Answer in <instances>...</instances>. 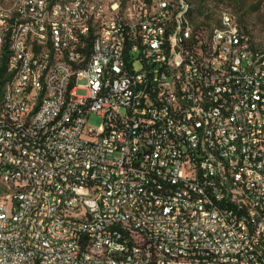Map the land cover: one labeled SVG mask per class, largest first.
Here are the masks:
<instances>
[{"label": "built area", "instance_id": "built-area-1", "mask_svg": "<svg viewBox=\"0 0 264 264\" xmlns=\"http://www.w3.org/2000/svg\"><path fill=\"white\" fill-rule=\"evenodd\" d=\"M0 8V41H8L10 25L18 40L0 125L8 138H29L33 158L5 152L17 163L14 185L25 179L34 187L33 195L11 191L0 202L2 219L18 208L12 231L0 233V264H108L125 253L136 254L135 264H181L160 254L157 242L191 253V264H264V44L255 43L264 34L241 23L232 46H221L198 22L177 36L180 15L161 41L167 3L139 0L84 13L75 4L71 11L28 5L29 23ZM78 14H85L82 31H75ZM176 44L187 45V56L176 53L167 65ZM93 113L101 118L95 128L87 124ZM131 203L142 217L130 214ZM31 220L56 245L39 242ZM62 242L73 252L61 251Z\"/></svg>", "mask_w": 264, "mask_h": 264}, {"label": "bare ground", "instance_id": "bare-ground-1", "mask_svg": "<svg viewBox=\"0 0 264 264\" xmlns=\"http://www.w3.org/2000/svg\"><path fill=\"white\" fill-rule=\"evenodd\" d=\"M15 2L17 6L15 8ZM113 0H0L2 5H7L5 15L17 16L22 23H29L28 5H37L39 3H49V8H58V10L71 11V4H75L77 13H84L88 10H100V6H109ZM167 3V11L164 13V20L160 28L161 41H169L170 31L174 29V24L179 20L181 23L177 26V36H184L186 25L188 30H197L189 19V6L184 0H139V4ZM183 3V7H182ZM182 7V11H181ZM150 15H158L157 7H150ZM224 18H229V22H223ZM3 21L2 9L0 8V27ZM85 21V14H78L75 20V31H82ZM153 26H160V18H152ZM209 28L210 38L216 40L221 46H232V29H239V24L233 16L223 13L218 22L213 26L202 25ZM17 25H10L8 41H0V49L6 47V69H15V57L18 49V40H16ZM264 34V31L255 33ZM248 31L240 29V40H247ZM256 44H264V36H255ZM69 47L84 49L85 41L69 40ZM236 51H244V43L236 44ZM176 53L180 56H187V45L176 44L171 46V52H168L167 65H174ZM8 73V70H7ZM12 82L11 77L1 89V99L9 100L11 98ZM3 121H12V113L4 112ZM1 123V116H0ZM13 149L15 152H23V157L33 158V142L29 138H23V134H13L8 138L6 125H0V202H5V197L12 191V198H20L26 195L34 194V187L26 186L25 179H18V184L14 185L17 163H9L8 152ZM67 163H74V156H67ZM156 193H168V186H156ZM184 195H191V188H184ZM45 213H52V202H45ZM130 214L134 217H142V208L138 203H131ZM18 208H9V212L0 216V233L12 231L13 217H17ZM159 220H166V213H159ZM31 227L34 229L35 238L39 242L49 245H56V238L53 233L47 231L39 220H31ZM157 250L160 254H167V260L179 262L181 264H191V253L174 252V246L165 245L164 242H157ZM61 251L73 252V244L70 242L61 243ZM136 254L125 253L124 259L121 257H108V264H135ZM192 264H202V262H192Z\"/></svg>", "mask_w": 264, "mask_h": 264}, {"label": "rangeland", "instance_id": "rangeland-1", "mask_svg": "<svg viewBox=\"0 0 264 264\" xmlns=\"http://www.w3.org/2000/svg\"><path fill=\"white\" fill-rule=\"evenodd\" d=\"M184 1L189 6L191 21L196 24L213 25L223 13H227L239 25L243 23L246 28H253L255 33L264 31V0H203L200 4L197 0ZM83 83V80L78 81V84ZM76 93L84 94V90L78 88ZM100 123L101 118L94 113L87 118L91 127L95 128Z\"/></svg>", "mask_w": 264, "mask_h": 264}, {"label": "trees", "instance_id": "trees-1", "mask_svg": "<svg viewBox=\"0 0 264 264\" xmlns=\"http://www.w3.org/2000/svg\"><path fill=\"white\" fill-rule=\"evenodd\" d=\"M202 1L203 0H197V2L199 4L202 3ZM188 15H189V19L191 21L190 10H189V14ZM192 23L197 26L196 23H194V22H192ZM215 24H213V25H215ZM199 25H205V24H199ZM213 25H208V26H213ZM3 49H6V47L4 46ZM5 52H6V50H5ZM5 52H3V54H2V56L0 58V92H1V89H2L3 85L8 81V78H9L8 73H7V69H6V64H5V60H6V53Z\"/></svg>", "mask_w": 264, "mask_h": 264}]
</instances>
